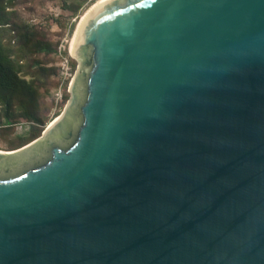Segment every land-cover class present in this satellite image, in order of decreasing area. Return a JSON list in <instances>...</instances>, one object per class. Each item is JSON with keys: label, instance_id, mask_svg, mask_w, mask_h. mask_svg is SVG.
<instances>
[{"label": "water", "instance_id": "1", "mask_svg": "<svg viewBox=\"0 0 264 264\" xmlns=\"http://www.w3.org/2000/svg\"><path fill=\"white\" fill-rule=\"evenodd\" d=\"M70 52L0 149V264H264V0H100Z\"/></svg>", "mask_w": 264, "mask_h": 264}, {"label": "trees", "instance_id": "2", "mask_svg": "<svg viewBox=\"0 0 264 264\" xmlns=\"http://www.w3.org/2000/svg\"><path fill=\"white\" fill-rule=\"evenodd\" d=\"M15 1L0 0V127H11L12 131L18 123L24 122L30 124V131L8 144L9 150L42 135L47 124L43 93L48 91L47 82H51V78L60 83L62 73V62L58 61V67L54 68L46 66L51 62L49 59H41L59 54L58 47H54L38 27L19 18ZM73 7L68 5L66 9L77 10V6ZM70 63L74 74L76 62L71 58ZM68 86L69 82L62 91L60 105L69 97Z\"/></svg>", "mask_w": 264, "mask_h": 264}, {"label": "rangeland", "instance_id": "3", "mask_svg": "<svg viewBox=\"0 0 264 264\" xmlns=\"http://www.w3.org/2000/svg\"><path fill=\"white\" fill-rule=\"evenodd\" d=\"M98 1L100 0H16L15 10L22 21L38 27V29L45 34L46 38L53 42L54 47H58V50L61 43L64 42L66 46L65 51L67 52V54H65L64 51V54L68 56L69 61H71L72 58L76 62L75 69H77L78 61L72 57L70 48L80 20ZM68 5L74 6L73 8L77 6V10L66 9ZM41 59H49L48 62L51 61L49 64H46L47 67L57 68L58 61H60V64L62 62L61 55L57 53L45 57L42 56ZM72 75L74 76L73 73ZM51 79V82H47L48 91L44 92L42 97V106L46 109L45 113L47 114L46 127L63 112L70 99L69 86L72 80L71 77H69L68 80L63 81L62 73L59 84L56 78ZM68 82L69 86L67 93L69 97L64 104L60 105L57 103L56 93L60 88H62L63 91L65 84ZM61 84L62 87H60ZM19 124L20 123H18L12 131H10L11 127H0L1 150H9L8 144L16 140L17 137L29 134L30 124L26 123L22 128L18 126Z\"/></svg>", "mask_w": 264, "mask_h": 264}, {"label": "built area", "instance_id": "4", "mask_svg": "<svg viewBox=\"0 0 264 264\" xmlns=\"http://www.w3.org/2000/svg\"><path fill=\"white\" fill-rule=\"evenodd\" d=\"M66 42H67V40H66ZM65 48H66V46L63 42V43H61L59 50H58V53L62 57V78H63V81L68 80L69 77H71V79L73 77L72 72H71V65H70L69 58H68V56H65V54H64ZM60 87H62V84ZM56 96H57V103H58L59 100L62 98V88L58 89ZM24 124H26V123H20L18 126H20L22 128Z\"/></svg>", "mask_w": 264, "mask_h": 264}, {"label": "bare ground", "instance_id": "5", "mask_svg": "<svg viewBox=\"0 0 264 264\" xmlns=\"http://www.w3.org/2000/svg\"><path fill=\"white\" fill-rule=\"evenodd\" d=\"M90 10V9H89Z\"/></svg>", "mask_w": 264, "mask_h": 264}]
</instances>
